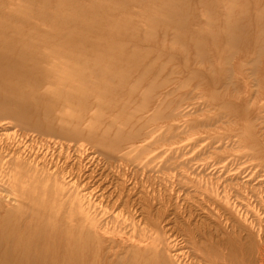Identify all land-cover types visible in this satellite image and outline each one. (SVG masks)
I'll return each instance as SVG.
<instances>
[{"label": "rangeland", "instance_id": "1", "mask_svg": "<svg viewBox=\"0 0 264 264\" xmlns=\"http://www.w3.org/2000/svg\"><path fill=\"white\" fill-rule=\"evenodd\" d=\"M120 1L115 21L128 12L131 24L150 26L144 35L157 41L131 44L140 52L138 68L157 63L141 85H157L150 96L155 108L137 122H117L120 131L110 134L119 139L117 147L105 151L74 130L78 113L68 103L37 105L31 96L32 104L9 107V98L16 102L20 95L0 86V218L23 235L42 221L75 213L90 231L87 240L78 231L51 264H264V0H208L213 9L196 4L178 20L171 0ZM3 2L7 11L24 4L47 13L16 23L46 30L88 23L94 15L83 12L94 2L118 0ZM229 6L234 14H222ZM95 15L96 26L110 24ZM180 21L187 26L178 29ZM153 24H163L161 34ZM233 24L252 25L236 40L239 48ZM115 40L117 47L123 44ZM125 50L121 45L118 51ZM44 57L45 70H63L60 56L45 51ZM57 89L50 83L34 91ZM46 111L53 113L51 122ZM92 116L84 112L81 129ZM61 125L70 127L72 139L41 129ZM87 245L91 253L84 261Z\"/></svg>", "mask_w": 264, "mask_h": 264}, {"label": "bare ground", "instance_id": "2", "mask_svg": "<svg viewBox=\"0 0 264 264\" xmlns=\"http://www.w3.org/2000/svg\"><path fill=\"white\" fill-rule=\"evenodd\" d=\"M171 1L178 8L177 11L172 13L175 20L185 17L188 13L191 14L196 4L213 9V4L208 0H195V2L194 0ZM56 2L54 1V5ZM5 3L0 0V4H2L0 6V86L5 88L6 91H10V93H19L20 95L19 100L16 99V102H11V98H9V107L17 105L20 109L21 104L23 106H26L27 103L32 104L29 99L31 96L34 97L33 102L37 105L42 101L68 103L78 113L74 130H81L80 137L99 145L105 151H113L117 147L115 144H118L119 139L117 141L111 140L110 134L114 128L120 131L121 128L116 125L117 122H137L138 119H142L141 114L144 111L155 108L152 107L150 96L157 91V85L155 83H149L144 87H141V85L148 76L147 74L154 71L153 66L156 67L157 63L149 64L145 62L144 68H138L139 56L136 59L135 55H139L140 52L136 54L133 50L136 47L131 46L135 42L147 44L150 40L152 41L151 37H148L147 34L144 35L150 26L131 24L133 21L130 20L131 15H127L128 12H124L122 22L115 21L113 13L121 10V4L123 3L118 0V2L107 6L100 2H94L89 6V10L83 12L86 15H94L88 17V23L73 24L72 27L54 24L55 26L52 25L50 29L40 30L38 26L28 28L26 27L27 24L16 23L22 20H25L26 23L31 14L42 19L43 16H49L47 13L28 11L24 4H16V7L14 6L10 11H7ZM41 3L44 6V1ZM231 7L229 6L223 10L222 14H234V9ZM247 11V7H245L242 10V16L248 14ZM27 12L30 14H27ZM98 13L103 18L107 17L108 20H111L110 24L104 25L105 22L103 21L104 24L96 26L97 24L94 23L98 22L99 19L96 18L97 15L95 14ZM72 14L74 15V13ZM182 23L174 25L178 29L185 28L187 24ZM162 25L153 24L151 30L159 32L157 35L161 34L159 28ZM251 26L233 24V32H230L233 40L240 41L242 36L250 31ZM63 31L68 33L67 40L60 39V34ZM54 33H56V36L52 37ZM39 35L41 39H38ZM90 37H92L91 40H89ZM117 37L122 39L123 44H120V46L126 47L124 53L118 51L120 46L117 47L115 43ZM245 38L249 41L247 37ZM67 46H73L74 49L71 48V51L67 52L64 50ZM235 47H240L237 45V41ZM45 51L51 56H60V59H63L61 62L65 71L62 69L60 72L45 70L43 67V63L47 60L44 57ZM148 51L150 50L147 47L145 53L147 54ZM159 58L160 55L157 59ZM149 69L152 71L149 72ZM50 83L58 87L54 93L45 94L34 91L35 88L41 89L44 84ZM129 83L134 86L125 87ZM135 83L140 84L135 85ZM138 97L143 99V103L134 106ZM86 102L88 106L85 105ZM28 108L32 110V106ZM88 111H92L93 120L86 128L82 127L83 129H81L80 121L83 119L84 112ZM21 112L34 113L33 110L28 112L21 110ZM51 115L53 113L46 111L44 116L47 121L51 122ZM106 123L107 127L103 128L102 126ZM67 127L61 125L58 128L49 126L41 129L70 139L72 131H69L70 127ZM41 223L37 227H31L33 226L31 224L29 226L31 228L28 227L29 229L27 228L28 230L23 235H19L20 232L11 229V225L18 227L16 224H13L7 218H0V264H45L48 261L51 264V262L59 259L62 253L61 247L64 243H68V245L75 243L72 241L74 239L71 240L70 238L78 235V231L85 240H87L85 236L89 235L90 232L87 229L85 231L84 224L82 225L83 221L78 219L75 213L71 216L68 215L65 220L61 218L57 222H53L47 219ZM57 228L61 229L60 232L56 231ZM56 243L58 244L56 245ZM74 251H76L75 246L72 248L71 253H74ZM85 252L84 261H88L91 253L89 245L85 247Z\"/></svg>", "mask_w": 264, "mask_h": 264}]
</instances>
